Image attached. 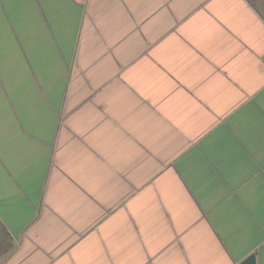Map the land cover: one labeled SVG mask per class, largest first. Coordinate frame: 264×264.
Returning <instances> with one entry per match:
<instances>
[{
    "label": "crops",
    "instance_id": "obj_1",
    "mask_svg": "<svg viewBox=\"0 0 264 264\" xmlns=\"http://www.w3.org/2000/svg\"><path fill=\"white\" fill-rule=\"evenodd\" d=\"M264 264V0H0V264Z\"/></svg>",
    "mask_w": 264,
    "mask_h": 264
},
{
    "label": "water",
    "instance_id": "obj_2",
    "mask_svg": "<svg viewBox=\"0 0 264 264\" xmlns=\"http://www.w3.org/2000/svg\"><path fill=\"white\" fill-rule=\"evenodd\" d=\"M241 264H256L255 256L254 255L250 256L248 259L243 261Z\"/></svg>",
    "mask_w": 264,
    "mask_h": 264
}]
</instances>
